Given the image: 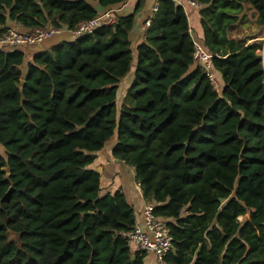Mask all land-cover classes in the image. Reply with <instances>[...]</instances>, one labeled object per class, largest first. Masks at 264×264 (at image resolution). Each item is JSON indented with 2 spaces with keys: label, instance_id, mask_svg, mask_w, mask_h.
<instances>
[{
  "label": "trees",
  "instance_id": "obj_1",
  "mask_svg": "<svg viewBox=\"0 0 264 264\" xmlns=\"http://www.w3.org/2000/svg\"><path fill=\"white\" fill-rule=\"evenodd\" d=\"M123 1L0 0V35L8 21L72 30ZM194 1L217 87L174 0L155 1L134 46L145 0L28 60L0 46V264H144L123 235L133 207L90 166L114 134L169 230L165 261L264 264V0ZM245 20L256 30L234 36Z\"/></svg>",
  "mask_w": 264,
  "mask_h": 264
},
{
  "label": "crops",
  "instance_id": "obj_2",
  "mask_svg": "<svg viewBox=\"0 0 264 264\" xmlns=\"http://www.w3.org/2000/svg\"><path fill=\"white\" fill-rule=\"evenodd\" d=\"M156 0H145L143 8L140 12L135 15V20L132 28L131 33V40L133 46L140 41V39L144 35L145 27L142 20L144 16H148V13L151 11L152 6L155 4ZM177 3H180L186 13L189 31L192 34L193 39L195 41L201 38V29L199 26V15H198V5H192L188 0H174ZM130 3V0H125L120 4L113 5L108 8H103L100 10V13L106 10H112V12L116 14H125L132 11L134 3ZM99 13V14H100ZM10 22H7V25L10 27ZM17 30H27L21 27L19 24H15ZM11 28V27H10ZM257 26L255 23L250 22L248 20L243 21L241 24V29L239 33H236L234 36H239L244 33H249L250 31H255ZM250 30V31H249ZM199 31V33H198ZM258 38H262L264 41V34H258ZM54 37V36H53ZM74 36L70 33L69 29L63 28V31L55 35L54 43H50L49 41L44 40L41 43L28 45L27 51L25 52V57L28 55V59L38 51H45L50 49L55 43L62 41V40H71ZM250 41V40H248ZM27 59V60H28ZM22 71L26 70V66L21 67ZM132 73H129L120 81V89H124L130 80ZM123 91V90H122ZM115 142V134L111 136L103 145V147L96 152V158L93 163L90 165L91 168L97 169L101 173L100 184L102 192L106 191H114L115 189H120L127 202L133 207L135 213V220L137 223H141V210L144 204L145 199L142 197L139 186L134 179V172L133 169L129 166L124 165L122 162L118 161L117 159L113 158L111 155V147ZM144 264H155L154 255L150 252H146V256L144 257Z\"/></svg>",
  "mask_w": 264,
  "mask_h": 264
},
{
  "label": "built area",
  "instance_id": "obj_3",
  "mask_svg": "<svg viewBox=\"0 0 264 264\" xmlns=\"http://www.w3.org/2000/svg\"><path fill=\"white\" fill-rule=\"evenodd\" d=\"M192 5L197 6L194 0H188ZM156 9L154 4L148 13L144 22V27L148 26L149 17ZM116 21V16L112 10H106L97 16L80 21L72 30L73 35H82L92 32L99 26L112 25ZM63 28L53 25L36 26L27 30H15L7 28L0 35V46L13 48L25 45L41 43L44 40L58 35ZM194 58L203 64L205 73L211 80L214 87H217V81L214 73L210 70L211 54L207 53L198 41H194ZM141 223H135L134 226L123 233L127 240L138 249L150 252L154 255L155 264H171L165 261V255L171 251V236L163 220L157 217L153 212V202L145 200L141 210Z\"/></svg>",
  "mask_w": 264,
  "mask_h": 264
},
{
  "label": "rangeland",
  "instance_id": "obj_4",
  "mask_svg": "<svg viewBox=\"0 0 264 264\" xmlns=\"http://www.w3.org/2000/svg\"><path fill=\"white\" fill-rule=\"evenodd\" d=\"M134 1H135V0H130L129 5H130L131 3H133ZM15 24H16L15 22L11 21V22H10V27H11L12 29H15V28H16V25H15ZM15 30H17V29H15ZM249 31H250V30H249ZM250 32H251V31H250ZM198 33H199V31H198ZM46 41H49L50 43H54V41H55V35H54V37L52 36V37L46 39ZM20 48L26 52V51H27L26 48H28V45L20 46ZM27 52H28V51H27ZM27 59H28V55L26 56V59H25V60H27ZM122 90H123V89H121V90L118 92V94H117L118 97H119V95L122 94Z\"/></svg>",
  "mask_w": 264,
  "mask_h": 264
}]
</instances>
